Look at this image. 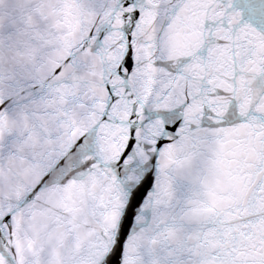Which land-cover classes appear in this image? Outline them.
<instances>
[{"label": "snow or ice", "instance_id": "snow-or-ice-1", "mask_svg": "<svg viewBox=\"0 0 264 264\" xmlns=\"http://www.w3.org/2000/svg\"><path fill=\"white\" fill-rule=\"evenodd\" d=\"M0 264H264V0H0Z\"/></svg>", "mask_w": 264, "mask_h": 264}]
</instances>
